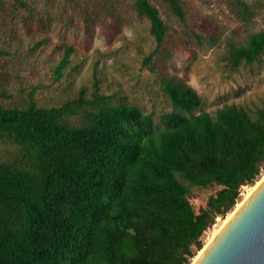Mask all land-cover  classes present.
Instances as JSON below:
<instances>
[{"label": "trees", "instance_id": "16d2710c", "mask_svg": "<svg viewBox=\"0 0 264 264\" xmlns=\"http://www.w3.org/2000/svg\"><path fill=\"white\" fill-rule=\"evenodd\" d=\"M129 1L149 23L155 45L142 62L154 70L171 25L151 0ZM162 1L185 21L182 0ZM121 2L87 0L80 12L75 0H0V29L7 42L16 28L42 30L53 19L71 28L73 11L91 30L101 21L121 23ZM230 6L245 26L258 17L259 4ZM186 31V43L197 48L216 44L212 35ZM227 47L232 66L262 56L264 63V27ZM73 54L72 44L61 47L47 85L0 87V143L15 146L0 158V264H190L203 233L264 170V99L254 108L225 102L208 112L185 78L159 74L168 104L158 113L101 90L98 77L89 92L40 102L39 92L74 79L81 62L71 64ZM0 55L8 54L0 48ZM213 186L196 208L193 188Z\"/></svg>", "mask_w": 264, "mask_h": 264}, {"label": "rangeland", "instance_id": "374dc122", "mask_svg": "<svg viewBox=\"0 0 264 264\" xmlns=\"http://www.w3.org/2000/svg\"><path fill=\"white\" fill-rule=\"evenodd\" d=\"M75 1L81 8L80 12L88 6L87 0ZM151 1L160 8L162 17L171 25L163 52L153 58L154 70L142 62L155 45L149 23L136 15L129 0H122L123 7L119 9L123 19L121 23L106 24L101 21L95 23L91 30H86L79 20L80 15L71 11L72 22L76 24L71 28L62 26L57 19H53L42 30L32 28L26 33L20 27L16 28L7 42L5 40L8 34L0 29V48L8 54L0 55V87L15 91L13 88L19 82L44 85L51 83L52 66L57 62L61 47L72 44L74 54L71 56V64L81 62L73 75L74 79L65 81L57 89L39 92L37 98L40 102L74 94L82 87L89 92L93 89L95 77H98L101 90L114 93L124 102L137 103L145 110L158 113L168 104L158 75L177 74L185 78L201 95L202 110L213 112L225 102L242 103L249 108L262 103L263 56L261 63L232 66L226 55L229 42L244 43L250 32L264 27V0H247L259 6L257 19L246 26L230 11L232 0H182L185 7L184 22L173 17L162 0ZM186 30L200 32L206 37L212 35L216 38V44L210 46L204 43L202 48H197L192 42L186 43ZM46 37L47 41L36 53L28 50L35 40ZM14 150L15 146L0 143V158L10 155ZM262 177L264 170L253 184L242 186L238 201L249 194ZM217 189V186L193 188L192 203L196 208L204 205L207 197ZM234 207L224 217L217 216L213 226L203 233L204 245Z\"/></svg>", "mask_w": 264, "mask_h": 264}, {"label": "water", "instance_id": "95a60500", "mask_svg": "<svg viewBox=\"0 0 264 264\" xmlns=\"http://www.w3.org/2000/svg\"><path fill=\"white\" fill-rule=\"evenodd\" d=\"M193 264H264V178L214 232Z\"/></svg>", "mask_w": 264, "mask_h": 264}, {"label": "bare ground", "instance_id": "6f19581e", "mask_svg": "<svg viewBox=\"0 0 264 264\" xmlns=\"http://www.w3.org/2000/svg\"><path fill=\"white\" fill-rule=\"evenodd\" d=\"M264 177H262L261 179H259L258 181H257V183H256V185L254 186V188L262 181V179H263ZM248 196V194H245L244 195V197L242 198V200H240V201H238L236 204H235V207H234V209L230 212V214H228L227 216H226V218H225V220L231 215V213L238 207V205L246 198ZM225 220L222 222V223H224L225 222ZM218 229V228H217ZM216 229V230H217ZM215 230V231H216ZM212 239V238H211ZM211 239H209V241L211 240ZM209 241L203 246V248L201 249V250H199V252H198V254L194 257V259L191 261V263L190 264H193L194 262H195V260L198 258V256L201 254V252L203 251V249L206 247V245L209 243Z\"/></svg>", "mask_w": 264, "mask_h": 264}]
</instances>
